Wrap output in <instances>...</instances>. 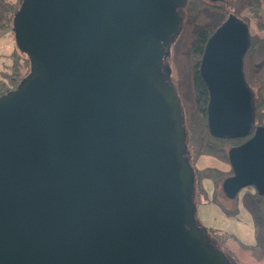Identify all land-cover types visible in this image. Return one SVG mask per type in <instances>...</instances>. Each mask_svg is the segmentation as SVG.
I'll return each instance as SVG.
<instances>
[{
	"label": "water",
	"instance_id": "95a60500",
	"mask_svg": "<svg viewBox=\"0 0 264 264\" xmlns=\"http://www.w3.org/2000/svg\"><path fill=\"white\" fill-rule=\"evenodd\" d=\"M185 2L21 0L12 30L30 70L0 94V264H235L195 219L183 108L164 65ZM249 43L233 14L205 43L214 136L252 131ZM228 158V197L264 193V125Z\"/></svg>",
	"mask_w": 264,
	"mask_h": 264
},
{
	"label": "trees",
	"instance_id": "16d2710c",
	"mask_svg": "<svg viewBox=\"0 0 264 264\" xmlns=\"http://www.w3.org/2000/svg\"><path fill=\"white\" fill-rule=\"evenodd\" d=\"M226 1L186 0L183 6L181 29L171 43L169 57L171 56L174 60L186 57V64L182 67V74L184 77H188L192 93L189 102L186 103H191L196 111H184L186 107L181 105L186 126L188 128L191 127V124L194 125V121L197 125L198 132L193 140L194 153L197 158L200 156H212L220 161L229 163V147L242 143L252 134L256 126L264 125V35L250 33L248 50L243 56L244 78L252 90L254 108L252 131L245 137H217L210 133L207 124L209 92L200 74V59L208 37L230 14L244 20L249 26V20L241 16L242 10L248 8L254 13L257 30H264V0H231L230 4L225 5ZM20 2L21 0H0V31L5 28L13 31L12 20L20 6ZM232 7H234L232 9L233 12L228 13L229 8ZM17 50L19 49L16 46L10 51L11 63L0 69V94L13 89L30 70V59L26 53L25 60H27L28 67L23 72L20 70L21 63ZM194 169L200 194L203 193L201 179L203 177L213 179L215 187L213 200H217L216 187L218 183L233 173L231 165L228 170L212 165L201 167L195 165ZM242 189V204L252 216L253 226L257 235L255 246L263 247L264 193L257 191L254 185H248Z\"/></svg>",
	"mask_w": 264,
	"mask_h": 264
},
{
	"label": "rangeland",
	"instance_id": "374dc122",
	"mask_svg": "<svg viewBox=\"0 0 264 264\" xmlns=\"http://www.w3.org/2000/svg\"><path fill=\"white\" fill-rule=\"evenodd\" d=\"M230 3L231 0H227L225 5ZM233 8H229L228 13L233 12ZM241 16L249 20L251 34L264 35V30H257L255 25L256 18L250 9H243ZM16 46L13 31L7 28L0 31V69L11 63L12 58L9 53ZM17 53H19L20 57V70L23 72L28 67L27 60H25L26 55L19 50H17ZM168 62L171 66V81L177 87L176 91L181 104L186 107L184 111H196L191 103H186L189 102L192 95L189 79L182 74V67L186 64V57L174 60L170 56L168 57ZM193 123L194 125L191 124L189 128L185 124L187 131V154L193 167L195 165L199 167L212 165L228 170L230 168L229 163L220 161L212 156H200L197 158L194 153L193 140L198 131L195 121ZM196 180L195 176V186L192 196L196 210L194 216L198 223L207 230V238L218 248L222 249L235 264H264V246H255L257 235L253 226L252 216L242 204L241 195L243 189L241 188L235 196L228 197L222 187L221 180L216 187L217 200H213L215 189L213 179L210 177H203L201 179L202 194H200L198 180L197 183Z\"/></svg>",
	"mask_w": 264,
	"mask_h": 264
},
{
	"label": "flooded vegetation",
	"instance_id": "af4514ba",
	"mask_svg": "<svg viewBox=\"0 0 264 264\" xmlns=\"http://www.w3.org/2000/svg\"><path fill=\"white\" fill-rule=\"evenodd\" d=\"M167 59H165V62H164V65H166L167 64ZM166 73V72H165ZM169 76H171V72H170V74H169ZM187 157H189V156H187ZM189 159V158H188ZM189 162H190V164L192 165V163H191V161L189 160Z\"/></svg>",
	"mask_w": 264,
	"mask_h": 264
}]
</instances>
